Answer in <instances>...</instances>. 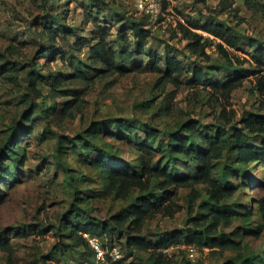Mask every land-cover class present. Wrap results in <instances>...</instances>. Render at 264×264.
Segmentation results:
<instances>
[{"label":"rangeland","instance_id":"374dc122","mask_svg":"<svg viewBox=\"0 0 264 264\" xmlns=\"http://www.w3.org/2000/svg\"><path fill=\"white\" fill-rule=\"evenodd\" d=\"M154 2L158 4L156 18L142 11L136 0H0V240L9 243L8 248L0 246V264H84L87 258L94 262L93 252L84 255L86 247L92 251L90 246L69 237L70 225L77 224L79 218L112 225L111 217L139 195L140 191L133 188L128 197H115L95 160L139 165L141 154L150 149L142 140V124L166 131L193 119L200 121L198 129L209 136L217 130V116L223 107L230 116L236 112L232 115L236 122L249 113L264 112L260 109L264 92L256 88L264 71L249 74L227 97L217 98L210 85L226 74L223 66L227 62L219 44L234 58L235 66H257L248 41L264 42V0H255L253 8L246 0ZM134 20L150 29L143 52L135 48L130 27ZM210 22L231 28L242 40L239 47H230L208 33L203 26ZM182 27L203 36L208 57L188 47ZM50 28L60 30L53 42L43 38ZM98 28L107 30L108 41L115 49L127 34L133 54L118 61L120 69L91 63L88 52L95 42L91 36ZM83 37L88 42L81 46L78 42ZM167 53L185 68L171 78L165 75ZM155 55L161 62L154 70L150 62ZM5 63L17 69H4ZM195 66H203L208 72V80L201 85L192 79ZM33 68L39 75L41 94L37 95L30 89L27 76ZM75 69L89 73L85 78L75 77ZM59 74L65 77L55 87L53 80ZM31 105L35 106L32 120H22ZM47 106L50 108L45 110ZM124 120L126 129L116 125ZM94 122L104 129L98 136H87L85 149L78 140ZM164 139L160 134L152 147L153 162L162 157ZM248 141L262 148L264 134H252ZM108 153L111 158H105ZM173 156L164 157L163 163L173 173L194 174L196 161ZM234 156V150H228L215 162L213 175L221 182L228 180L235 188L234 195L222 204H234L242 214L250 212L249 220L241 217L219 227L244 247L200 249L174 244L167 254L175 263L242 264L254 254L261 255L264 262V227L257 233L262 223L258 200L264 196V161L242 165ZM7 164L11 177L1 174ZM160 180L151 179L157 192H161ZM196 188L200 194L193 201L192 187H168L174 191V214L157 213L138 233L156 241L185 232L192 226L189 218L202 213L199 205L207 196L206 185ZM126 236L127 232L121 235L115 229L110 237L101 238L109 247L120 246L122 257L117 264H151V252L128 249Z\"/></svg>","mask_w":264,"mask_h":264},{"label":"trees","instance_id":"16d2710c","mask_svg":"<svg viewBox=\"0 0 264 264\" xmlns=\"http://www.w3.org/2000/svg\"><path fill=\"white\" fill-rule=\"evenodd\" d=\"M246 1L252 8L256 5L255 0ZM191 24L194 26L197 25L195 22H191ZM130 25L136 43L135 48L139 52H143L147 44V39L150 36V29L144 28L142 22L137 20L131 21ZM203 27L208 33L224 40L230 47L237 48L241 44V38L229 27H224L222 24L213 22L206 23ZM59 32V28H50L43 34V38L47 42H53L55 40V34ZM182 32L184 37L189 40L188 47L192 51L208 57L205 52V44L202 43L204 38L201 34L185 27H182ZM91 37L95 40L88 52L92 64L102 63L108 69H120L118 61L122 62L126 54L128 56L133 54L131 50L132 45L127 34L120 40L119 46L116 49L109 43L106 29L98 28V30H93ZM86 42H88V38L83 37L78 43L83 46ZM248 43L252 49V60L257 64L254 69L235 66L233 63L234 58L231 57L222 44L218 45L227 63L223 66V72H226L223 78L210 84L215 90L213 92H216L217 98H219V95L223 97L229 96L232 90L243 84V79L249 74H257L264 71V68H262L264 67V42L258 39H249ZM238 61L240 62V60ZM160 62L161 58L155 55L150 62V67L154 70L158 69ZM82 63L84 64V62ZM3 66L7 70L17 69L12 63L11 65L5 63ZM165 66V75L169 78L174 74L182 73L185 69L182 63L169 53H167L165 58ZM88 73V70L85 69H75L73 74L75 77L85 78ZM207 75L208 72L203 66H195L193 68L192 79L196 85H201L205 80H208ZM27 76L32 92L36 95L41 94L37 87L39 75L36 70L34 68L28 70ZM64 77V74L56 76L53 80V85L55 87L59 86L60 81ZM263 77H260L256 83L257 90L262 93L264 92ZM172 79L175 81L174 77ZM49 108L50 106H47L45 110ZM260 109H264V102H261ZM34 110L35 106L31 105L23 112L21 119L25 121L32 120ZM231 114L234 116L236 112L234 111ZM232 115L230 116V113H227L225 107H223L219 116H217L219 121L217 130L209 136H205L198 129L200 121L193 119L185 121L174 130L166 131L155 128L150 123L142 124L141 126L145 132L142 140L150 149L146 153L141 154L139 165L136 166L133 163L105 164L103 161L95 160V165L104 175L103 179L107 183V188L112 191L115 197L126 198L133 188H137L140 191L139 195L111 217L112 225H108L98 219L90 220L89 218H79L77 224L70 225L69 237L73 238L77 243L83 244V246H88L84 233L97 236L101 239L104 235L110 237L115 229L121 235L127 232L126 245L128 249L140 248L150 251L151 264H177L162 250L172 244H184L200 249L205 247L242 249L244 246L241 241L229 238L219 227L223 224L230 225L234 219L241 217L249 220L250 212L242 214L236 209V205L222 204L223 200H228L234 195L235 188L228 180L221 182L215 178L213 173L216 167L215 162L220 160L230 149L234 150L235 161L239 164L243 165L255 161H264V147H255L248 141V138L252 134H264V112L249 113L237 122L233 121ZM116 125L126 129L128 124L124 120L122 122H116ZM103 129L98 123H92L86 129L81 139L78 140L79 143L87 149V136H98ZM160 134L165 136L160 147L162 157L156 162H153L152 147L157 142ZM60 147L62 148L63 146L61 145ZM174 154H179L196 161L198 167L194 174H175L166 164H163L164 157L165 159L166 157L172 159L174 158ZM105 158H111V154H106ZM1 174L11 177L9 164L1 169ZM153 177L161 178L159 181L161 192H157L152 187L151 179ZM198 184L207 186V196L199 205L202 213L189 218L188 223L192 226L187 228L185 232L165 235L156 241L148 240L138 233L141 231L145 221L148 218L154 217L157 213L166 215L174 214L175 210L172 208L174 205L172 201L174 191L168 190V187H192L195 194L193 201H195L200 194L196 188ZM258 205L262 216V223L258 226L257 233L264 227V196L258 200ZM193 209V206H190V213H193ZM132 232H136V234L132 235ZM0 246L8 248L9 243L0 240ZM87 254H92L89 247H86L84 252L85 256ZM260 257L261 255L254 254L243 260L242 264H264L260 260ZM87 260L91 264H94L89 258ZM185 264L192 263L187 261ZM226 264L235 263L229 261Z\"/></svg>","mask_w":264,"mask_h":264},{"label":"built area","instance_id":"2783aa9c","mask_svg":"<svg viewBox=\"0 0 264 264\" xmlns=\"http://www.w3.org/2000/svg\"><path fill=\"white\" fill-rule=\"evenodd\" d=\"M136 5L144 11L147 15L151 17H157V3L154 0H136ZM155 17V18H156ZM84 237L87 240L88 245L92 249L94 254V264H115L119 259H121L122 254L120 252V246L113 244V246H107L104 242L97 236L84 233ZM180 245V244H179ZM174 244L169 245L162 250L167 253L171 251ZM191 247V246H189ZM84 264H91L88 260Z\"/></svg>","mask_w":264,"mask_h":264}]
</instances>
